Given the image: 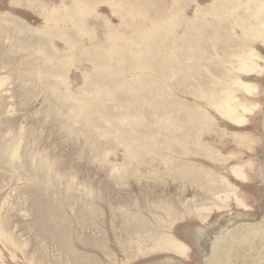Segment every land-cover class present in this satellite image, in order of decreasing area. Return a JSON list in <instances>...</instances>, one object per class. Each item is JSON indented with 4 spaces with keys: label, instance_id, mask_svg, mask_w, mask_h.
Returning <instances> with one entry per match:
<instances>
[{
    "label": "rangeland",
    "instance_id": "374dc122",
    "mask_svg": "<svg viewBox=\"0 0 264 264\" xmlns=\"http://www.w3.org/2000/svg\"><path fill=\"white\" fill-rule=\"evenodd\" d=\"M0 264H264V0H0Z\"/></svg>",
    "mask_w": 264,
    "mask_h": 264
}]
</instances>
